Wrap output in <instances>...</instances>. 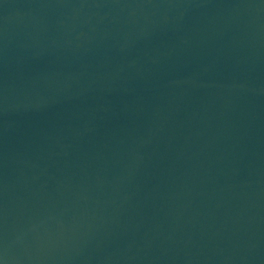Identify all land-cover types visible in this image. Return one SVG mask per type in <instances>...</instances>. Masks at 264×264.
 <instances>
[{
    "label": "water",
    "instance_id": "water-1",
    "mask_svg": "<svg viewBox=\"0 0 264 264\" xmlns=\"http://www.w3.org/2000/svg\"><path fill=\"white\" fill-rule=\"evenodd\" d=\"M0 264H264V0H0Z\"/></svg>",
    "mask_w": 264,
    "mask_h": 264
}]
</instances>
